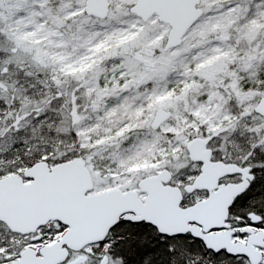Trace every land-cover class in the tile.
Masks as SVG:
<instances>
[{
    "label": "snow or ice",
    "instance_id": "6c2138e0",
    "mask_svg": "<svg viewBox=\"0 0 264 264\" xmlns=\"http://www.w3.org/2000/svg\"><path fill=\"white\" fill-rule=\"evenodd\" d=\"M85 4L89 11H105L103 0H81L75 12L63 2L60 8L74 19ZM230 4L236 11L229 16L243 11L247 26L255 25L253 17L264 21V0ZM19 6V0H8L9 11L0 10V36L8 42L0 43L5 53L0 55V264H264V118L251 115L264 112V105L190 121L185 127H196L197 137L179 125H158L159 131L134 148L120 150L132 125L94 133L99 125L85 127L78 107L70 103L64 113L54 105L65 95L59 68L42 80L21 62V29L12 11ZM141 10L136 0V11ZM42 27L35 25L31 33L37 40L44 38ZM140 27L134 25L118 41L140 35ZM253 32H264V24L248 35ZM114 35L90 43L99 49ZM205 55L212 58L198 55L196 69ZM248 56L264 58V43L250 48ZM185 71L196 74L192 67ZM30 89L39 95L31 96ZM71 100L79 98L72 94ZM195 112L201 115L199 108ZM65 121L74 126L65 128ZM107 145L115 150L96 191L73 180L59 163L83 171L89 161L103 158ZM41 160L49 165L47 172ZM49 212L59 215L40 218Z\"/></svg>",
    "mask_w": 264,
    "mask_h": 264
},
{
    "label": "rangeland",
    "instance_id": "374dc122",
    "mask_svg": "<svg viewBox=\"0 0 264 264\" xmlns=\"http://www.w3.org/2000/svg\"><path fill=\"white\" fill-rule=\"evenodd\" d=\"M7 2L0 6L5 13L9 11ZM61 2L71 5L74 12L81 6V0H19L20 6L12 9L15 26L21 29L19 59L30 66L34 75L39 73L42 80L54 76L59 68L64 73L65 95L57 98L54 105L64 113L70 110V103L71 107H78L85 127L99 125L93 129L94 133L105 135L106 130L125 123L132 125L120 142V150L132 149L153 131H159L151 128L159 107L171 112L163 127L179 125L195 137L199 130L185 127L190 121L203 123L205 116L210 119L219 112L235 114L245 108L251 111L264 94V58L248 56L250 48L264 43V32H253L251 36L248 33L264 21L253 17L255 25L249 27L243 11L239 16H229L230 11H236L230 0H201L202 16L188 30L182 44L168 51L163 48L170 26L158 16L143 21L132 13L130 7L136 0H111L105 19L87 15L85 5L74 19L67 18L60 8ZM58 16L63 20H57ZM219 17H227L230 22L218 20ZM37 24L44 26L40 28L44 34L40 40L31 35ZM134 25H141L138 29L141 34L119 42L117 37L126 35ZM113 33L106 46L97 49L90 43L93 40L99 43L106 34ZM153 40L156 42L152 43ZM0 43L8 42L0 36ZM206 52L212 58L205 55L196 69L193 61ZM85 64L88 66L84 67ZM186 66L192 67L196 74L187 73ZM124 80L129 82L127 86L123 85ZM29 91L33 97L39 95L37 89ZM54 91L53 85V94ZM72 94L79 98L78 103L71 100ZM112 108L116 111L108 115L107 110ZM137 108L141 111L137 112ZM196 108L200 109V116ZM251 115L263 118L256 112ZM72 126L65 121V128ZM114 150L115 146L107 145L103 158L87 163L95 185L106 179L99 173ZM96 190L94 187L93 191Z\"/></svg>",
    "mask_w": 264,
    "mask_h": 264
},
{
    "label": "water",
    "instance_id": "95a60500",
    "mask_svg": "<svg viewBox=\"0 0 264 264\" xmlns=\"http://www.w3.org/2000/svg\"><path fill=\"white\" fill-rule=\"evenodd\" d=\"M200 2L201 0H139V3L142 4V10L139 12L136 11L135 2L130 7V11L140 17L143 21H147L153 16H158L160 21L169 24L170 30L164 45V50L168 51L178 47L182 43V40L188 30L202 16L203 9L199 6ZM103 7L105 11L103 13H99L95 9L89 11L87 5L85 4V12L89 16L105 19L110 13L111 0H103ZM261 105H264V94L259 99L254 109H259ZM255 112L264 118V112L259 110ZM170 116L171 112L169 110L164 107H159L155 112L151 126L153 128H158V125L162 126L170 118ZM197 148H199V145H197ZM189 155H191V151L189 152ZM39 163L42 171L47 172L49 165L42 160L39 161ZM59 163L65 165V171L73 180L81 181L86 187L92 188V190L94 189V180L87 164L82 171L77 165L68 166L64 161ZM115 214H118V209ZM50 215H59V213L49 212L47 215L40 218L47 219ZM112 218L114 219L115 215H113Z\"/></svg>",
    "mask_w": 264,
    "mask_h": 264
},
{
    "label": "flooded vegetation",
    "instance_id": "af4514ba",
    "mask_svg": "<svg viewBox=\"0 0 264 264\" xmlns=\"http://www.w3.org/2000/svg\"><path fill=\"white\" fill-rule=\"evenodd\" d=\"M164 51H165V50H164ZM154 115H155V114H154ZM152 121H153V120H152ZM166 122H167V121H166ZM151 123H152V122H151ZM151 128H152V129H159V128H153L152 126H151ZM92 177H93V176H92ZM93 180H94V179H93Z\"/></svg>",
    "mask_w": 264,
    "mask_h": 264
}]
</instances>
